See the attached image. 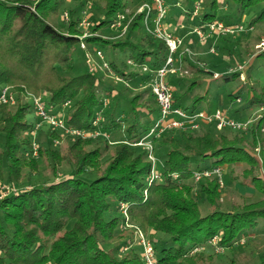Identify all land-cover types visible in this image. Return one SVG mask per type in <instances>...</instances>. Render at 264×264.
Listing matches in <instances>:
<instances>
[{
    "label": "trees",
    "instance_id": "1",
    "mask_svg": "<svg viewBox=\"0 0 264 264\" xmlns=\"http://www.w3.org/2000/svg\"><path fill=\"white\" fill-rule=\"evenodd\" d=\"M88 1L102 4L110 18L124 12L130 2ZM232 1L238 10L220 15L221 0H165L171 23L182 15L189 21L197 19L196 26L218 17L228 26H239L243 14L254 6H259V13L249 27L264 23V0ZM60 2L0 0V87L13 85L20 92L45 90L50 93L46 102L49 112L71 102L66 125L91 129L95 111L101 106L99 89L103 82L88 70L68 74L75 70L72 59L79 38L74 35L78 32L76 21L70 23L69 34L50 22ZM199 2L205 6L195 18L193 10ZM143 17L131 14L130 37L143 33L137 44L130 37L110 42L96 36L87 38V42L101 48L105 42L126 57L158 69L168 48L163 40L147 32ZM109 22L103 20L95 29ZM51 54L56 57L53 61ZM48 63V73L40 74ZM110 63L114 66V61ZM124 66L119 69L115 63V70L129 82L150 83L152 74L131 72ZM192 69L201 71L194 65ZM201 72L213 77L211 71ZM239 75L224 74V81ZM170 78L175 106L189 112L200 110L195 105L184 106L192 96L191 87L202 80L192 79L189 90L181 95L179 89L184 81ZM238 96L231 95V101ZM140 97L138 93L132 98L129 112L111 108L110 116H105L107 123L101 125L102 131L113 137L123 132L121 139L112 140L115 143L101 137L96 143L94 139L78 138L66 150L40 147L38 157H32L31 151L34 126L28 116L32 106L20 103V97L14 110L0 101V182L16 189L0 200V264H144L141 249L124 229L126 218L121 203L127 204L131 221L156 239L152 241L158 264H215L213 255L191 251L206 247L215 236L230 251L249 231L259 227L264 220V118L247 131L232 130L236 131L232 136L226 134L231 129L218 130L214 124H203L199 130H166L153 138L161 180L149 185L152 164L147 152L127 142L134 143L145 136L159 118L160 109L155 96L150 95L144 103L147 113L141 111L136 105ZM247 97L248 105L236 110L232 118L243 120L254 106L264 108V85L251 86ZM191 99L201 103L203 96ZM109 151L111 157L103 161ZM207 159L212 161L203 165ZM65 162L73 166L69 176L38 185L26 184L33 173L42 175L44 166L57 177L58 168ZM239 165L244 168L236 174L235 167ZM215 167H221L241 186L254 188L260 198L232 203L230 210H223L218 179H193L196 171ZM204 203H208L207 212L202 208Z\"/></svg>",
    "mask_w": 264,
    "mask_h": 264
},
{
    "label": "rangeland",
    "instance_id": "2",
    "mask_svg": "<svg viewBox=\"0 0 264 264\" xmlns=\"http://www.w3.org/2000/svg\"><path fill=\"white\" fill-rule=\"evenodd\" d=\"M32 1L35 2L37 0ZM179 1L182 2V0ZM144 2H151V0H130L128 8L124 11L125 14L129 15L128 19L125 22V25H127V31L125 33H123L120 29L116 30L114 28H111L110 23L106 27L103 26V28L95 29L96 26L103 20L109 21L113 18L106 16L105 9L103 8L102 4L90 2L88 0H61L57 13L51 15L49 18L50 22L58 30L66 34L70 33L68 29L70 23L72 21L77 22L78 32L74 35L79 38V43L75 45V50L73 52L74 55L72 59L75 70L68 71V74L75 75L79 74L82 71L88 70L90 73H95L100 76L101 81L103 82L99 89V94L101 96V106L99 110L97 109L95 111V117L93 118L94 121L96 117L101 114V119L100 121H98V125L96 126L97 129H101V125L105 124V122L107 123V119L105 121V116H110L111 108H115L117 112L121 113L129 112L131 109L130 101L138 93H141V97L138 101V104H136L137 108L147 113L144 103L149 100L148 98L150 95L154 96L149 83L143 85H134L133 82H127L128 80L123 78L115 70V63L119 69L123 68V66L125 65V70L131 72H136L139 74H151V72L145 71L146 62L140 64L133 58L126 57V55L122 54L121 50L117 49L115 51L113 47L110 46V44H105V42L103 48H101L100 45L92 42H87L86 39V52L81 48L80 38H83L85 33H89L88 35H90V37L99 36L100 38L109 40L110 42H113L117 39L123 40L126 37L129 38L131 14H137L135 10ZM221 2L222 7L220 8V15H229L238 10V5L235 4L232 0H221ZM199 3L201 6L199 10L200 13L201 10L204 9L205 5H203L201 2ZM178 6H180V4H178ZM258 11L259 6H254L249 8L243 14V18L241 21V25L244 27L243 32L237 31L219 35L213 34L209 37L204 38L203 40L199 37L198 31H203L204 26H207L214 21H222L219 17L208 22L204 26L195 25L194 28L186 29L185 31L190 30L187 35L188 37H184L180 35V32L179 34L177 33L178 31L170 28V30H172L175 35L183 38L185 46L178 53V57L180 56L176 65L178 73L169 74L168 80L171 81L170 77H178L184 81L182 87L179 89L181 95L189 90L191 86L190 81L192 79L202 80L198 85L191 87L192 96L189 98L190 101H187L185 103L184 107L191 108L195 105L197 109L204 111H208L209 107H213V110L215 111L220 110L222 112H225L229 116H233L236 110H240L248 105L247 91L249 90V88L251 86L259 87L262 84L264 85V23H258L254 26L252 25L249 27L250 21L258 15ZM197 16H195V18ZM85 19L88 21V23H90L89 26L82 24ZM166 22H173V20L169 19V15H166ZM193 22L196 23L197 19H194ZM222 22L225 23L224 21ZM142 35L143 33H140L136 36L134 35L133 37H130L131 42L137 44L139 40L143 38ZM191 36H193L192 38L194 39L192 41V44L189 43V38ZM185 49H188L189 51H185ZM97 51L103 52L105 60L110 64L112 71L102 68V60L97 56ZM86 53H89L92 57V60H94V70L92 71L86 61ZM55 58V55L51 54L50 59L53 61L55 60ZM111 61H114V66H112V64L110 63ZM193 65L197 68H200L201 71L206 70L213 72V77L203 75L207 74L205 72L203 73L197 69H192ZM50 67V63L45 64V66H43L42 70L40 71V74H47ZM240 67H242V69H240ZM233 73H238L240 75L238 77H233L234 79L232 81L225 82L223 75ZM215 74H219V76L216 78L214 76ZM5 87L9 88L8 94H11L13 99L10 102H3L2 104L8 105L14 110L17 107L18 97H20V103L30 104L32 106V114L28 116V119L33 122V126H35L36 122L40 123L41 119L38 117L39 115L37 114L36 108L32 103V99L33 97H42L44 102H48L50 93L46 92L45 90H43L41 93H36L31 90L20 92L13 85H5L0 87V92H2L3 88ZM115 91H117V93H115ZM238 94L239 96L237 100L235 99V101H231V95ZM109 95L112 96L111 99ZM198 95L203 96V99L201 100V103H194L191 98H194ZM70 106L71 102H66L63 106L56 107L50 113L57 115L65 121L66 112ZM261 117L264 118V108L254 106L253 111L248 112L243 120L256 118V120L258 121ZM93 121L92 127L94 126ZM40 124L41 127L39 128L37 135L35 136V138L33 137L31 150L32 157L39 156L40 147L66 150L70 143L78 138L94 139L95 143L98 142L97 139L99 137L106 139L101 135L97 137L92 136L89 132V135L87 136H74L70 133H66L64 130L52 128L45 120L41 121ZM92 127L91 129H93ZM103 132L108 135L107 139L111 144L116 142L112 140L121 139V135L123 134V132L121 131L120 136L116 135L113 137L110 133L105 131ZM235 132L236 131L232 130L226 131V134L232 136L235 134ZM35 142L38 146V154L36 156L34 154ZM127 143L132 144L130 142ZM154 145L155 154L157 156L156 144ZM101 146H103V144ZM134 146H138L140 149L145 150L143 146ZM159 150L160 148H158V151ZM110 157L111 152L109 151L108 153H105L103 161L108 160ZM211 161L212 159H207L205 162H203V165L209 164ZM243 168V165L235 167L236 174L241 173ZM72 169L73 166L65 162L58 168V175L56 177L54 174L49 172V170H45L44 166L42 168V175L37 172L33 173L26 184L38 185L47 181L57 180L65 176H69L72 173ZM223 180V186L220 185V189L222 190L221 206L223 210H230L232 203L242 204L252 202L260 198L258 192L254 188L241 186L237 181L233 180L225 172H223ZM194 181L196 182L195 179ZM0 184L8 186V184H4L2 182H0ZM9 186L11 187V185ZM198 189L199 187L196 186V192L198 191ZM144 195L147 196L145 193ZM203 200L204 199H202L201 201ZM207 207L208 203L202 204V208L205 212H207ZM127 215L129 218V224L127 226L125 224L124 229H126L130 236L133 237L134 243L141 249L140 252L143 257L141 237L144 236L145 238H148L153 243V245V241H155L156 239H151L152 237L150 236V234H147L138 224L132 222L129 213ZM254 230L249 231L248 236H243L242 239L237 242L230 251L220 245L218 237L215 236L208 241V245L206 247H196L191 251V254L204 252L206 255H213L215 257V264H264V220H262L259 227Z\"/></svg>",
    "mask_w": 264,
    "mask_h": 264
},
{
    "label": "built area",
    "instance_id": "3",
    "mask_svg": "<svg viewBox=\"0 0 264 264\" xmlns=\"http://www.w3.org/2000/svg\"><path fill=\"white\" fill-rule=\"evenodd\" d=\"M201 6L200 3H196L193 10V15L197 16L199 14ZM136 13L143 14L144 26L149 34L154 36L157 39L163 40L168 48V54L165 58L163 64L158 69H151L147 64H145V71L151 72L152 78L149 83L151 86L152 92L155 96L157 104L160 109L159 118L155 121L154 125L151 127L149 132L141 137L138 141L132 143L134 145L143 146L147 152L148 159L150 160L152 167L149 174V182L151 185L153 182L161 180V175L158 170V158L155 154V145L153 138L160 136L168 129H191L199 130L203 124H214L218 130H236V131H247L249 130L256 122V118H250L248 120H237L227 115L225 112L216 110L213 112L198 110L195 112H189L184 110L181 107H176L174 104V89L169 84V74L178 73L176 67L178 53L181 49L184 48L185 43L183 38L175 35L172 30H170L167 22L166 15L168 14V6L165 0H151V2L142 3L136 10ZM129 15L124 12L116 14L112 20H110V27L114 29H120L123 33L127 31V25H125L126 20ZM83 25L89 26L90 23L85 19L82 23ZM243 32L244 27L239 26H228L222 21H214L206 26V30L198 31L199 37L203 40L210 35L216 34H225L231 32ZM89 33H85L83 38H80L81 48L86 51V39L90 37ZM185 51H189L185 49ZM87 52V51H86ZM97 56L102 60L101 66L105 70H111L110 64L105 60L104 54L101 51H97ZM87 63L90 66L91 71L94 70L92 57L89 53H86ZM242 69V67H240ZM216 78L219 74L214 75ZM9 88H3L0 93V101L3 103L10 102L13 97L8 94ZM240 100V99H239ZM32 103L36 108L38 117L41 121L45 120L52 128L64 130L66 133H70L74 136H87L88 132L92 136H104L108 137L102 129H97L98 121L101 119V114H99L96 119L93 121V129L82 130L69 128L65 121L58 117L57 115L51 114L47 108L46 102L43 101L42 97H33ZM40 121V123H41ZM40 123H35L33 137L38 133L39 128L41 127ZM35 156L38 154L37 143H34ZM177 177V174L173 175ZM216 177L221 186L224 184L223 180V170L221 167H215L209 170L196 171L194 173V179L196 181L201 180L202 178H213ZM16 191L12 187L4 186L0 184V200L6 195ZM147 195V190L144 192ZM122 212L126 218V226L129 224L128 218V206L125 203H121ZM141 246L143 249V258L145 264H157V256L153 243L144 236L141 237Z\"/></svg>",
    "mask_w": 264,
    "mask_h": 264
},
{
    "label": "crops",
    "instance_id": "4",
    "mask_svg": "<svg viewBox=\"0 0 264 264\" xmlns=\"http://www.w3.org/2000/svg\"><path fill=\"white\" fill-rule=\"evenodd\" d=\"M176 19H177L176 23H167L169 28H173V30L178 31L177 33L180 32L181 33V34L179 33L180 35L186 37L188 35V33L190 32V30L189 31H185V30L189 29V28H194V26H195L194 25L195 23L193 22V19H191L189 21V20H187V18H185L182 15L178 16V18H176ZM192 37L193 36H191L189 38L190 39L189 43H191V44H192V41L194 40ZM127 82H129V81H127ZM139 85H141V84H139ZM115 93H117V91H115ZM145 97H148V96H145ZM208 111L213 112L215 110H213V107H209ZM120 135H121V133L117 134V136H120Z\"/></svg>",
    "mask_w": 264,
    "mask_h": 264
}]
</instances>
